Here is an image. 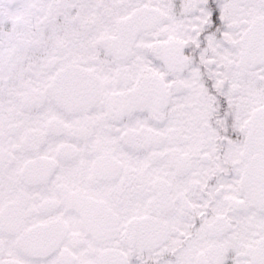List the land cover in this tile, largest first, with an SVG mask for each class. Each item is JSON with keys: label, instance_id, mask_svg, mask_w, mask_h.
Here are the masks:
<instances>
[{"label": "snow or ice", "instance_id": "6c2138e0", "mask_svg": "<svg viewBox=\"0 0 264 264\" xmlns=\"http://www.w3.org/2000/svg\"><path fill=\"white\" fill-rule=\"evenodd\" d=\"M0 264H264V0H0Z\"/></svg>", "mask_w": 264, "mask_h": 264}]
</instances>
